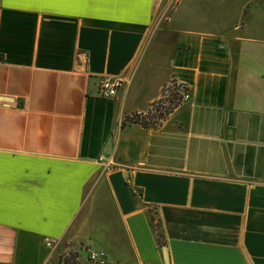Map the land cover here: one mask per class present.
Listing matches in <instances>:
<instances>
[{"label":"crops","instance_id":"crops-1","mask_svg":"<svg viewBox=\"0 0 264 264\" xmlns=\"http://www.w3.org/2000/svg\"><path fill=\"white\" fill-rule=\"evenodd\" d=\"M170 4L0 0V264H264V0Z\"/></svg>","mask_w":264,"mask_h":264},{"label":"trees","instance_id":"trees-1","mask_svg":"<svg viewBox=\"0 0 264 264\" xmlns=\"http://www.w3.org/2000/svg\"><path fill=\"white\" fill-rule=\"evenodd\" d=\"M183 88L187 90L183 84L172 80L162 89L160 97L154 100L145 112H134L125 115L120 125L125 126L129 124H139L144 128L159 127L162 121L182 101L181 89ZM60 261L61 264H65L64 259L60 258Z\"/></svg>","mask_w":264,"mask_h":264},{"label":"built area","instance_id":"built-area-1","mask_svg":"<svg viewBox=\"0 0 264 264\" xmlns=\"http://www.w3.org/2000/svg\"><path fill=\"white\" fill-rule=\"evenodd\" d=\"M118 81L112 77H102L99 81L98 94L105 99H111L116 94V87ZM182 100L187 98L188 93L186 89H181ZM103 163V168L106 170L110 168L114 162L110 156L107 160L103 161V157L98 158ZM46 246L50 249H54L56 243L48 238L45 239ZM85 264H111L107 259L106 253L101 249H90L87 254V260Z\"/></svg>","mask_w":264,"mask_h":264},{"label":"rangeland","instance_id":"rangeland-1","mask_svg":"<svg viewBox=\"0 0 264 264\" xmlns=\"http://www.w3.org/2000/svg\"><path fill=\"white\" fill-rule=\"evenodd\" d=\"M175 1H179V0H170V6L168 7L169 9L167 11L170 10L171 7L174 6ZM179 12H177L178 14ZM208 25L211 27L210 29H215L217 26V19L215 17H210L209 20L207 21ZM76 252L72 251V250H68L67 254H60V258L65 260V264H79V262L77 260L74 259ZM57 264V263H56Z\"/></svg>","mask_w":264,"mask_h":264},{"label":"snow or ice","instance_id":"snow-or-ice-1","mask_svg":"<svg viewBox=\"0 0 264 264\" xmlns=\"http://www.w3.org/2000/svg\"><path fill=\"white\" fill-rule=\"evenodd\" d=\"M14 2H16V0H14Z\"/></svg>","mask_w":264,"mask_h":264}]
</instances>
